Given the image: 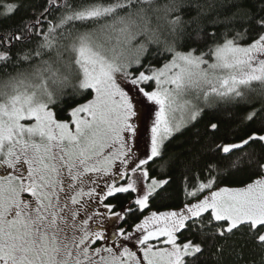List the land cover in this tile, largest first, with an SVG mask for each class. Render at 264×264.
Returning a JSON list of instances; mask_svg holds the SVG:
<instances>
[{
	"label": "snow or ice",
	"instance_id": "snow-or-ice-1",
	"mask_svg": "<svg viewBox=\"0 0 264 264\" xmlns=\"http://www.w3.org/2000/svg\"><path fill=\"white\" fill-rule=\"evenodd\" d=\"M209 260L264 264V0H0V264Z\"/></svg>",
	"mask_w": 264,
	"mask_h": 264
},
{
	"label": "trees",
	"instance_id": "trees-1",
	"mask_svg": "<svg viewBox=\"0 0 264 264\" xmlns=\"http://www.w3.org/2000/svg\"><path fill=\"white\" fill-rule=\"evenodd\" d=\"M29 2H31V0H29ZM25 13H17L16 17L14 18L15 20H19L21 15H24ZM62 118H63V114ZM219 113L212 107H206L205 111L203 113L202 119L200 120V122L198 124H196L195 128H189L188 130L184 131L183 135H177L176 139L173 141V144L169 145V148L171 149L173 147L174 144H176L177 142H184V141H188L191 138L192 133L196 130V128H200L202 129L204 127L205 124H207L209 121L211 122H215L217 117H218ZM184 147H187L188 145L185 143L183 144ZM153 175H155V173H153ZM237 178L233 177V178H229L223 181L224 184H232L233 180H235ZM173 189L177 187V185H173L172 186ZM153 210H155L157 207H159V204L157 202H153ZM118 210V209H117ZM147 214V213H145ZM240 243H242V241L237 240V245H239ZM208 264H211V261L209 260Z\"/></svg>",
	"mask_w": 264,
	"mask_h": 264
},
{
	"label": "rangeland",
	"instance_id": "rangeland-1",
	"mask_svg": "<svg viewBox=\"0 0 264 264\" xmlns=\"http://www.w3.org/2000/svg\"><path fill=\"white\" fill-rule=\"evenodd\" d=\"M140 98V97H138ZM155 106L151 102H144L138 106V122L141 124L142 130H145L150 126L152 119L154 118ZM187 113L177 111L175 113V119L180 120L181 118H186Z\"/></svg>",
	"mask_w": 264,
	"mask_h": 264
}]
</instances>
